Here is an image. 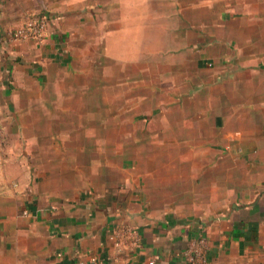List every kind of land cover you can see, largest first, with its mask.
<instances>
[{"label": "crops", "instance_id": "0c3cea01", "mask_svg": "<svg viewBox=\"0 0 264 264\" xmlns=\"http://www.w3.org/2000/svg\"><path fill=\"white\" fill-rule=\"evenodd\" d=\"M0 135V264H264V0H0Z\"/></svg>", "mask_w": 264, "mask_h": 264}, {"label": "built area", "instance_id": "2783aa9c", "mask_svg": "<svg viewBox=\"0 0 264 264\" xmlns=\"http://www.w3.org/2000/svg\"><path fill=\"white\" fill-rule=\"evenodd\" d=\"M48 23V17L44 13L28 15L22 24L8 31V39L12 43L17 44L26 40L42 44L46 38ZM109 239L114 249L117 252H122L127 246L138 244L140 231L133 225H116ZM209 253V240L206 236L200 235L188 243L181 255L184 259V264H209ZM74 264H103V259L93 253L87 259L78 258ZM149 264H155L154 260L149 261Z\"/></svg>", "mask_w": 264, "mask_h": 264}, {"label": "rangeland", "instance_id": "374dc122", "mask_svg": "<svg viewBox=\"0 0 264 264\" xmlns=\"http://www.w3.org/2000/svg\"><path fill=\"white\" fill-rule=\"evenodd\" d=\"M2 136L0 135V138ZM5 158V152L3 150H0V174L2 173V159ZM243 173V166H237V170H236V177H238L239 174Z\"/></svg>", "mask_w": 264, "mask_h": 264}]
</instances>
